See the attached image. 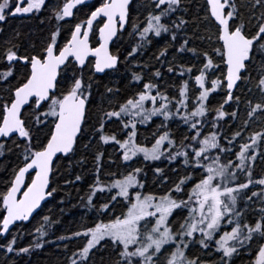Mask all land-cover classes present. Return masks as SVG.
Instances as JSON below:
<instances>
[{"label": "snow or ice", "instance_id": "1", "mask_svg": "<svg viewBox=\"0 0 264 264\" xmlns=\"http://www.w3.org/2000/svg\"><path fill=\"white\" fill-rule=\"evenodd\" d=\"M131 5L133 0H100L98 6L90 0H0V24L46 13L40 23L51 26L38 44L19 30L0 42V157H16L0 192V237L55 198L62 161L71 168L87 137L92 180L79 197L85 214L123 207L107 222L73 233L86 239L70 264H96L101 252L109 259L101 256L100 264H205L189 255L197 244L219 254L214 264H234L241 250L249 264H264V175L254 176L257 157L264 160V0H205L198 17L204 31L192 35V21L182 15L186 0H147L144 19L132 24L137 42L122 59L109 45L121 39ZM85 8V18L76 19ZM154 43L152 58L160 67L146 72L153 65L140 58ZM186 57L198 63H182ZM121 64L130 73L127 87L103 83L121 72ZM164 72L173 80L187 78L162 90ZM214 93H223L218 106L211 105ZM138 125L156 128L151 147L138 141ZM85 160L76 164L83 168ZM164 160L182 164L183 175L171 168L177 179L170 183L155 163ZM149 171L162 192L145 190ZM83 180L76 174L65 183ZM42 219L32 246L17 250L12 236L0 247L17 255L43 248L47 227L58 221Z\"/></svg>", "mask_w": 264, "mask_h": 264}, {"label": "trees", "instance_id": "2", "mask_svg": "<svg viewBox=\"0 0 264 264\" xmlns=\"http://www.w3.org/2000/svg\"><path fill=\"white\" fill-rule=\"evenodd\" d=\"M147 2V0H136L132 7L130 13V22L128 25L127 30L121 34V39L117 40L113 45V53H117L123 59L131 47L135 46L137 42V38L131 35L132 33V24L139 23L144 19L145 8L143 5ZM100 0H96L94 4L97 6L99 5ZM186 14L182 13L185 16V19L192 21L187 26V34L192 35L193 33L199 31V33H203L204 29L203 26L199 23L198 17L202 18L205 13V0H186ZM88 11L87 8L84 11L78 13L76 19H84L85 13ZM46 13H42L39 17H27V16H16V17H9L6 23L0 24V27H3L4 31L0 32V42L8 39L16 30L24 33L26 37L30 38L32 41L36 42L37 44L40 42L42 38H44L48 31L50 30V25L47 21L44 24L40 23L41 19H44ZM28 43V39H25V44ZM161 44L164 43V40L160 41ZM196 44H200L201 41L196 40ZM203 44L208 46V41H204ZM97 41L92 39V46H96ZM157 44H153L151 49L147 51L143 57L140 58L141 63H149L153 65L152 69H145V71H154L155 68L160 67L159 63L152 58L153 53L157 51ZM174 51V49H170V52ZM191 54H188L190 57ZM182 63L188 64L191 66L192 63H198L194 59L185 58ZM121 72L120 73H113L110 77H105L103 83L113 84L117 87L122 89L127 87V79L126 77L130 74L124 70V65L121 64ZM163 72L164 70L161 69ZM195 73V69H193ZM186 77H175V80L169 78L168 74L164 72V79L161 81L162 90L165 84H175ZM194 83V80H191ZM189 82V84L191 83ZM103 88H100V91L103 92ZM167 91L170 93H175V87H168ZM217 94V95H216ZM216 97L221 98L223 93H216ZM211 104L213 102V98L210 100ZM226 108H230V105H225ZM241 110H243V105H241ZM159 121V119H157ZM155 120V122H158ZM221 123H224L223 121ZM235 125V122H233ZM221 131H229V129L224 128ZM87 142V137L84 141L81 142L79 151L77 152V156L73 159L72 167H68V160L65 159L62 161L61 167V174L56 178V185L59 190L55 194V198H52L40 212V215H36L33 220L28 224H20L15 226L7 238L0 237V245H3L6 242V239H11L12 236L17 237V244L15 248L18 250L22 247H30L33 245V242L37 240L38 234L36 233V228L40 227L44 224L42 219L43 215H50L53 217L54 220L58 221L57 223L53 224L50 227H47V236L44 237V247L41 249H35L31 251L29 254H20L14 251L13 253H7L3 247H0V264H70L69 257L72 255L73 252L79 250L82 247L83 243L85 242L84 237H73V233L78 230H83L85 226H91L92 220L94 222H98V220H105L108 219L109 215L112 212L104 215L97 216L93 212H87L85 214V210L82 206V203L79 199L81 195L80 190L87 189V185L91 182V169L92 166H89L88 163L85 161L83 168L76 164V161L80 158L84 157V152L88 151L83 147V144ZM88 157V156H86ZM234 158V157H233ZM92 159V157H91ZM164 164L167 162L166 160L163 161ZM16 163L15 155H6L5 157H0V192H3L6 188L7 181L11 177L12 167ZM160 165V164H158ZM174 165H168L167 168H173ZM179 170V174L183 172L181 168L183 166H175ZM181 167V168H180ZM86 170L88 173H86ZM167 169H165V172ZM76 174L82 175L84 180L81 182H75L73 184H66L65 181L67 179L74 180ZM176 178H170V183L172 180L177 179V173L175 174ZM264 175L258 167L254 168V176ZM90 182L88 183V180ZM245 179L244 175L241 174L239 176V180L243 181ZM88 183V184H87ZM150 180L148 178V183L146 184L147 190L151 189ZM158 186V183L155 184L154 187ZM154 189V188H152ZM164 190L163 186L159 185V189L157 192H162ZM60 201H64L63 204ZM2 203H0V209H2ZM49 209L51 211H49ZM63 209V211H61ZM0 215H3V212L0 211ZM86 224V225H84ZM64 235L68 237H73L72 239L66 240H59L58 237ZM47 241H52L51 243ZM101 256L104 257V260L107 261L109 257L104 255L103 252L98 253L93 259L96 261V264H100Z\"/></svg>", "mask_w": 264, "mask_h": 264}, {"label": "rangeland", "instance_id": "3", "mask_svg": "<svg viewBox=\"0 0 264 264\" xmlns=\"http://www.w3.org/2000/svg\"><path fill=\"white\" fill-rule=\"evenodd\" d=\"M195 69V68H194ZM187 78V77H186ZM189 82H191V80H189ZM190 85V91L191 92H195L196 91V89L194 88V83H190L189 84ZM216 93H214L213 94V97H214V99H213V102H212V106H218V103L220 102V98L219 97H216V95H215ZM212 98H210V100H211ZM155 121V120H154ZM156 121H158V120H156ZM159 122V121H158ZM158 122H156V123H158ZM172 128L176 131V134L177 135H179L180 134V129H176V127H175V125L173 124L172 125ZM234 128H235V125H233V130H234ZM138 129H139V131H138V141L140 142V143H142V144H144V145H146V146H148V147H151V142H153L152 141V132H154V131H156V128L154 127V125H149L147 128H145V126H143V125H138ZM106 147H108V151H109V153H111V152H113L114 151V149L111 147V146H106ZM84 158H86V162L88 163V165L89 166H92V159H91V157H92V152H89V151H85L84 152ZM86 156H88V157H86ZM137 159H140V160H142V157H138ZM234 159V158H233ZM169 164H168V162H166L165 164H164V162H162L161 164H160V166L161 167H163L164 169H167V171L165 172L166 174H167V176L168 177H170V178H173V179H175L176 177V172H173V171H171V168H170V170H169V168H167V166H168ZM141 166H143V165H141ZM256 167H258L259 168V170H261V172H263L264 173V160H261V158L258 156L257 157V161H256V164H255V166H254V168H256ZM147 170V169H146ZM86 173H88V171L86 170ZM183 174V172L180 174V175H182ZM258 176H261V175H258ZM257 176V177H258ZM148 178H149V180H150V184H152L151 186H149V188H151V189H145L146 191H158V189H159V185L158 186H156V187H154L155 186V184H157V183H155L154 182V175H153V173L151 172V171H149L148 172ZM90 182V179L88 180V183ZM87 183V184H88ZM146 188H147V186H146ZM152 188H154V189H152ZM81 191V193L82 194H85V192H86V189H82V190H80ZM123 207V205H118L113 211H112V213H111V215H109V217H108V219L111 217V216H113V215H119V213H120V210H121V208ZM257 207H259V205L257 204ZM175 215V214H174ZM108 219L107 218H105V222H107L108 221ZM94 222V220H92V222H91V224ZM84 225H86V224H84ZM85 227H87V226H85ZM253 248H255V245H253ZM193 254L195 255V256H199L200 257V259L202 260V261H210V263L211 264H214V262H216V261H218V257L219 256H215V254H208V253H206V254H203V252L201 251V250H196V251H193ZM246 253L244 252V254L243 255H241V256H239L238 257V259H234V264H249V262H250V257H249V254H246Z\"/></svg>", "mask_w": 264, "mask_h": 264}, {"label": "flooded vegetation", "instance_id": "4", "mask_svg": "<svg viewBox=\"0 0 264 264\" xmlns=\"http://www.w3.org/2000/svg\"><path fill=\"white\" fill-rule=\"evenodd\" d=\"M129 25V24H128ZM157 119H160V118H153V120H157ZM66 159V158H65ZM156 164H161L162 162L161 161H157V162H155ZM183 166L182 164H176V165H174V167L175 166ZM181 168V167H180ZM182 170H183V168H181ZM183 175V174H182ZM256 207H257V205H256ZM177 211H179V210H177ZM250 215H254V214H250ZM196 250H201L202 252H203V254H206V253H208V254H215V256H219V254H217V253H215L214 252V250L213 249H209V250H202V249H200V247H199V245L197 244V245H194V246H192L190 249H189V255H191L192 257H196L194 254H193V251H196ZM246 254H248L247 252H245ZM244 254V251L243 250H241V254L240 255H238V256H235L234 257V259L236 260V259H238V257L239 256H241V255H243ZM245 254V255H246ZM205 262V264H211L210 263V261H204Z\"/></svg>", "mask_w": 264, "mask_h": 264}, {"label": "water", "instance_id": "5", "mask_svg": "<svg viewBox=\"0 0 264 264\" xmlns=\"http://www.w3.org/2000/svg\"><path fill=\"white\" fill-rule=\"evenodd\" d=\"M95 1H96V0H90L91 3H94ZM134 1H135V0H133V2H134ZM131 6H132V5H131ZM131 6H130V7H131ZM127 26H128V24L124 26V32L126 31ZM124 32H123V33H124ZM90 41H91V40H90ZM90 43H91V42H90ZM114 43H115V42H114ZM114 43H113V44H114ZM113 44H110V45H109V48H110L111 51H112V46H113ZM89 59H90V60H94L93 57H89ZM26 182H27V181H26ZM51 199H52V198H49V200L45 201V204H47ZM45 204H44V205H45ZM44 205H42V209H43ZM42 209H41V210H42ZM41 210H38V212H41ZM33 215H34V217H35L37 214L34 213ZM32 220H33V218L30 219L28 222H17L16 225H13V226H12V228L10 229V232L12 231V229H13L15 226L20 225V224H23V223L28 224V223H30ZM7 237H8V236H7ZM7 237H3V238H7Z\"/></svg>", "mask_w": 264, "mask_h": 264}]
</instances>
